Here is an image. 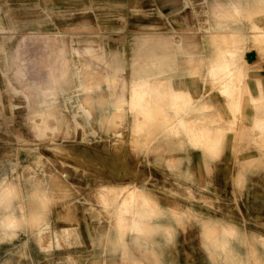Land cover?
<instances>
[{
  "label": "rangeland",
  "instance_id": "374dc122",
  "mask_svg": "<svg viewBox=\"0 0 264 264\" xmlns=\"http://www.w3.org/2000/svg\"><path fill=\"white\" fill-rule=\"evenodd\" d=\"M262 33L264 0H0V264H264ZM143 78L195 99L120 105Z\"/></svg>",
  "mask_w": 264,
  "mask_h": 264
},
{
  "label": "bare ground",
  "instance_id": "6f19581e",
  "mask_svg": "<svg viewBox=\"0 0 264 264\" xmlns=\"http://www.w3.org/2000/svg\"><path fill=\"white\" fill-rule=\"evenodd\" d=\"M215 7H216V9H221L222 7L224 8V6H222L220 4H217ZM229 8H230V10L233 13H238L239 12L238 8H236L235 6H233L232 3H231V6H229ZM247 17H249V16H247ZM251 20H252V18H251ZM254 29H256V28L254 27ZM262 34H264V33H262ZM257 37L260 38L261 36L260 37L257 36ZM257 37H254V39L257 38ZM229 51L232 52V49H229ZM21 57H24L23 60L21 59V62H22L21 65L23 67L22 70H25V72H26V69H29L31 64H30V62H28L25 59L26 54H23L22 55V53H21ZM250 57H249V59H250ZM237 63H238V61L236 59L230 61V60L221 58L220 65L219 66H217V65L210 66V71L207 73L206 77L202 81L204 83L210 84L212 86L215 85V82L217 80L218 81H220V80H222V81L223 80L228 81V80H230L232 78L231 79V82L232 81H235L237 79L238 75L237 74L234 75L233 72L237 71V67H238V64ZM26 74L27 73H24L23 75H26ZM172 82L173 81L171 79H169V78H160V79L159 78L158 79H154V78H143V79L137 80V81H135L133 83V85H131L129 97H123V98H121L120 105L123 104V103L131 102L130 103V107H131L132 110L138 109L139 112L142 115H144L145 117H149L150 116V111H149V109L147 107L144 106V103L146 104V102H148V98H151V92L150 91L152 89L161 90V89H165L166 87L171 89V91L174 93V95L176 96L177 99H181L183 97H187L188 98V101H187L188 103H192L194 101L195 98L192 96V94L190 92H187L185 89H179L178 87H175ZM137 100L140 101L143 104L142 105H136ZM256 124L259 127H263L264 128V121L261 122V123H256ZM40 129H43V128L41 127ZM187 129H188V131H190L192 133V135L195 138L199 137L200 135L202 136L203 134H205L204 132L206 131L205 129H204L205 130L204 131L203 129H201V127L198 128V127H196L194 125L193 126H190V127H187ZM219 133L221 134V131H219ZM203 136L209 137L208 136V133H206ZM208 139H210V138H208ZM217 148H218V146H217ZM30 153L34 154V151H30ZM127 194L129 196L127 198H129V199H124L123 202L120 203V208H122V209H124V207H125L126 204L128 205L129 203H131L130 197H132L131 195L133 194V192L131 190H127ZM106 206H107V204H106ZM68 230H69L68 228L63 229L62 230L63 234H65Z\"/></svg>",
  "mask_w": 264,
  "mask_h": 264
},
{
  "label": "crops",
  "instance_id": "0c3cea01",
  "mask_svg": "<svg viewBox=\"0 0 264 264\" xmlns=\"http://www.w3.org/2000/svg\"><path fill=\"white\" fill-rule=\"evenodd\" d=\"M252 185H256V184H251V186ZM258 186V185H257ZM258 187H260V186H258ZM261 188V187H260ZM261 190L263 191V195H264V190L261 188ZM260 202L261 203H263L264 204V199H260ZM258 212V211H257ZM263 213H264V210H263ZM263 223H264V221H263Z\"/></svg>",
  "mask_w": 264,
  "mask_h": 264
}]
</instances>
